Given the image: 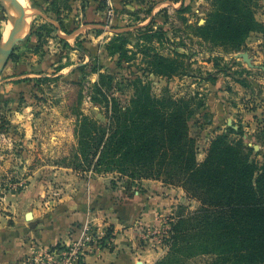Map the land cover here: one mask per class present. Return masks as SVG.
Here are the masks:
<instances>
[{
	"label": "rangeland",
	"instance_id": "rangeland-1",
	"mask_svg": "<svg viewBox=\"0 0 264 264\" xmlns=\"http://www.w3.org/2000/svg\"><path fill=\"white\" fill-rule=\"evenodd\" d=\"M92 2L96 16L107 24L92 25L73 40L57 27L72 19L78 5L73 0L52 3L51 9L61 15L56 19L31 18L34 5L27 4L31 14L20 33L24 40L15 43L14 60L0 74V196L23 191L32 181L61 183L55 180L56 171L61 177L65 172L84 179L103 177L111 188L153 191L163 201L155 222L138 234L159 254L155 264H247L249 247L243 244L251 230L220 226L214 219L220 209L211 199L225 191L221 181L211 189L207 178L197 180L198 190L185 170L172 165L168 155L163 159L161 152L153 162L132 161L155 172L150 176L140 167L110 168L97 164L99 154L86 159L80 140L86 119L108 123L114 99L127 107L150 96L156 103L148 100V112L165 119L175 112L176 103H185L196 165L207 161L213 142L224 136L255 165L253 185L245 187L261 194L264 183L259 187L257 178L264 179V31L257 26L241 40L237 22L247 27L255 18L264 24V0ZM0 7L6 14L0 23L3 46L11 37L3 40L10 22L3 0ZM116 18L118 25L113 26ZM84 20L87 26L92 23ZM116 39L124 53L110 46ZM11 72L23 73L15 78L22 82L10 79L11 84ZM250 264H264V254Z\"/></svg>",
	"mask_w": 264,
	"mask_h": 264
},
{
	"label": "crops",
	"instance_id": "crops-1",
	"mask_svg": "<svg viewBox=\"0 0 264 264\" xmlns=\"http://www.w3.org/2000/svg\"><path fill=\"white\" fill-rule=\"evenodd\" d=\"M26 1L34 5L31 18L34 15H50V19L61 16L51 9L55 0ZM73 2L78 5L67 22L69 28L73 27L72 32H65L57 24L68 40L98 25L92 22L87 26L82 22L84 16L88 21L99 18L91 0ZM5 17V10L0 7V23ZM76 20L78 25L74 23ZM261 21L264 22V13ZM261 36L264 42V34ZM8 75V80L15 81L23 73ZM57 174L59 177L55 180L61 183L32 181L23 191H8L4 197L0 196V264H23L26 258L39 256L48 247L60 242L82 243L89 229L104 230L108 226L111 230L108 245L87 250L81 261L66 264H155L159 254L138 236L144 226L155 222L163 206V201L154 197L153 191L111 188L103 177L84 179L66 172L61 177L59 171L54 176Z\"/></svg>",
	"mask_w": 264,
	"mask_h": 264
},
{
	"label": "trees",
	"instance_id": "trees-1",
	"mask_svg": "<svg viewBox=\"0 0 264 264\" xmlns=\"http://www.w3.org/2000/svg\"><path fill=\"white\" fill-rule=\"evenodd\" d=\"M91 6H93L92 0ZM90 16H93L92 12ZM87 19L84 20L85 23L107 24L105 18L100 19L99 17L98 20L93 21ZM117 25L118 18L113 23V26ZM257 26L264 31V24L256 21L255 18L250 19L247 27H242V23L238 21L237 33L241 40L244 38V32H250ZM61 28L68 33L73 30V27L69 28L65 21L61 22ZM118 41V39L112 41L110 46H117L118 51L124 53V47ZM14 57L15 55L12 54L10 60H14ZM22 80L17 81L22 82ZM148 100L155 102L150 96H145V98L139 97L130 106L123 107L121 101L114 99L113 114L108 123L98 124L97 120L88 121L86 119L80 140L83 144L81 149L85 151L84 157L88 159L91 155L99 154L97 164H107L110 168L127 171L140 167L136 162H132L136 158L144 162H153L155 156L161 152L163 159L168 155L172 160V165H178L180 169L185 170L184 176H187L198 190L201 188L198 181L205 182V178L208 179L211 189L219 187L221 181L225 191H219L217 199H211L213 206L220 209L216 211L215 222L220 226L228 224L232 228L240 226L251 230V235L244 240L243 244L249 247L245 263L250 264L254 257L261 253L264 254V189L260 190L261 194H259L245 187L253 185L255 165L240 155L239 146L230 145L223 140L224 136H222L213 142L207 161L202 166H197L193 147L187 138L189 106L185 103L179 106L176 103L175 112L167 115L165 119L159 113L150 114L148 112ZM158 123H162L160 128L157 126ZM215 163L217 167L214 169L212 166ZM209 165L213 170L207 168ZM140 170L147 176L155 173L141 167ZM263 183L262 177L257 178L259 187ZM222 203L228 205L224 206ZM174 230L178 232L177 226ZM108 237H111V230H109Z\"/></svg>",
	"mask_w": 264,
	"mask_h": 264
},
{
	"label": "built area",
	"instance_id": "built-area-1",
	"mask_svg": "<svg viewBox=\"0 0 264 264\" xmlns=\"http://www.w3.org/2000/svg\"><path fill=\"white\" fill-rule=\"evenodd\" d=\"M109 229L91 228L87 238L82 243L71 245L58 243L48 247L39 256L26 258L23 264H66L67 262H79L87 250L102 249L109 244Z\"/></svg>",
	"mask_w": 264,
	"mask_h": 264
},
{
	"label": "water",
	"instance_id": "water-1",
	"mask_svg": "<svg viewBox=\"0 0 264 264\" xmlns=\"http://www.w3.org/2000/svg\"><path fill=\"white\" fill-rule=\"evenodd\" d=\"M4 4L7 7L8 15H9V22L11 23V33H12V38L11 40L7 41L0 49V61L2 62L1 67H0V74L3 72L5 69L6 65L8 64V61L11 58V55L14 50L15 43L18 41H23L24 37L19 35L18 33V28L16 26V23L13 19V15L11 13L12 10L15 12H18V8L14 4L13 0H3ZM19 16V14H18ZM17 16V19H18ZM20 17V16H19ZM250 65H253L251 57L247 53H241L240 54ZM262 69H264V65L261 66Z\"/></svg>",
	"mask_w": 264,
	"mask_h": 264
},
{
	"label": "bare ground",
	"instance_id": "bare-ground-1",
	"mask_svg": "<svg viewBox=\"0 0 264 264\" xmlns=\"http://www.w3.org/2000/svg\"><path fill=\"white\" fill-rule=\"evenodd\" d=\"M13 2L16 5V7L18 8V12L19 13L15 12L14 10H12L11 13L13 15V19H14V21L16 23L17 28H18V33L20 35V33L23 34L25 32L26 26H27L26 19H28V17H30L29 15L31 13L28 11L29 8H28L26 0H13ZM18 14H19L20 17L18 16ZM17 16H18V19H17ZM10 25H11V23H10ZM6 30L8 31V38L7 39H9V37L11 36L10 37V40H11V38H12L11 29L8 30V27H7ZM4 35H5V32H4ZM3 40H5L4 36H3ZM1 64H2V62L0 61V66H1Z\"/></svg>",
	"mask_w": 264,
	"mask_h": 264
},
{
	"label": "clouds",
	"instance_id": "clouds-1",
	"mask_svg": "<svg viewBox=\"0 0 264 264\" xmlns=\"http://www.w3.org/2000/svg\"><path fill=\"white\" fill-rule=\"evenodd\" d=\"M7 27H8V30L11 29V25L10 24ZM7 38H8V31L6 30L5 31V35H4V39L7 40Z\"/></svg>",
	"mask_w": 264,
	"mask_h": 264
}]
</instances>
